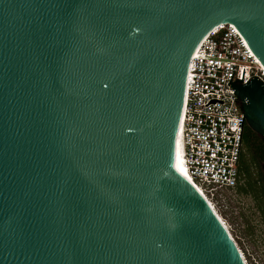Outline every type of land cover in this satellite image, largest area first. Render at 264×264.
Masks as SVG:
<instances>
[{
  "label": "water",
  "instance_id": "obj_1",
  "mask_svg": "<svg viewBox=\"0 0 264 264\" xmlns=\"http://www.w3.org/2000/svg\"><path fill=\"white\" fill-rule=\"evenodd\" d=\"M227 21L264 65V0H0V264H247L179 136ZM230 87L264 135L262 81Z\"/></svg>",
  "mask_w": 264,
  "mask_h": 264
},
{
  "label": "built area",
  "instance_id": "obj_2",
  "mask_svg": "<svg viewBox=\"0 0 264 264\" xmlns=\"http://www.w3.org/2000/svg\"><path fill=\"white\" fill-rule=\"evenodd\" d=\"M252 75L264 85V65L231 21L209 30L188 62L179 125L182 159L187 179L214 210L242 181L239 161L246 119L230 84L245 83Z\"/></svg>",
  "mask_w": 264,
  "mask_h": 264
},
{
  "label": "rangeland",
  "instance_id": "obj_3",
  "mask_svg": "<svg viewBox=\"0 0 264 264\" xmlns=\"http://www.w3.org/2000/svg\"><path fill=\"white\" fill-rule=\"evenodd\" d=\"M249 125H244V135H249ZM258 134V133H257ZM260 135V134H258ZM263 136V135H260ZM262 148L264 145L259 144ZM252 149L244 144L242 158L250 164L253 177L261 173L264 169V161L257 162L251 158ZM246 175H243L242 183L245 182ZM216 212L222 216L226 226L239 248L243 252L248 264H264V226L261 221L260 213L255 205V197L251 192H240L237 189L228 194L227 199L215 206Z\"/></svg>",
  "mask_w": 264,
  "mask_h": 264
},
{
  "label": "trees",
  "instance_id": "obj_4",
  "mask_svg": "<svg viewBox=\"0 0 264 264\" xmlns=\"http://www.w3.org/2000/svg\"><path fill=\"white\" fill-rule=\"evenodd\" d=\"M248 127L250 129L248 137H246L244 135V129H243L242 148H243V137H244V144L245 145L250 147V149H252L253 146H255L254 153H252V155H251V158L254 159L253 161H257V162L264 161V148H262L259 145V144L264 145V135L260 136L250 126H248ZM241 156H242V151H241L240 161H239V170H240V174H241L242 178H243L244 174L246 175L247 183H245V182L242 183V181H241V183L237 186V190L240 192L252 191L254 193L255 192L257 193L258 189L260 188V186L258 184V178H253V176L251 174V170H250V164L248 163V161H246ZM257 176L260 177V173H257ZM217 214L219 215V217L224 222L222 216H220V214L218 212H217Z\"/></svg>",
  "mask_w": 264,
  "mask_h": 264
},
{
  "label": "flooded vegetation",
  "instance_id": "obj_5",
  "mask_svg": "<svg viewBox=\"0 0 264 264\" xmlns=\"http://www.w3.org/2000/svg\"><path fill=\"white\" fill-rule=\"evenodd\" d=\"M253 178H258V184L260 188L258 189V192L252 193V195L255 197V205L257 207V210L260 213L261 221L264 226V169H262V172L260 173V177L255 176ZM245 183H247V177L245 180Z\"/></svg>",
  "mask_w": 264,
  "mask_h": 264
},
{
  "label": "bare ground",
  "instance_id": "obj_6",
  "mask_svg": "<svg viewBox=\"0 0 264 264\" xmlns=\"http://www.w3.org/2000/svg\"><path fill=\"white\" fill-rule=\"evenodd\" d=\"M179 136H180V126H179ZM180 144H181V141H180ZM184 168H185V166H184ZM186 177H187V175H186ZM217 213V212H216ZM219 216V215H218ZM221 219V218H220ZM222 220V219H221ZM225 224V223H224ZM226 226V225H225Z\"/></svg>",
  "mask_w": 264,
  "mask_h": 264
}]
</instances>
